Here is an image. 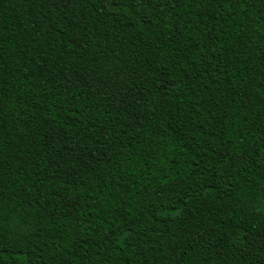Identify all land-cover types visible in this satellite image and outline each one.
Instances as JSON below:
<instances>
[{
	"label": "trees",
	"instance_id": "trees-1",
	"mask_svg": "<svg viewBox=\"0 0 264 264\" xmlns=\"http://www.w3.org/2000/svg\"><path fill=\"white\" fill-rule=\"evenodd\" d=\"M0 264H264V0H0Z\"/></svg>",
	"mask_w": 264,
	"mask_h": 264
}]
</instances>
